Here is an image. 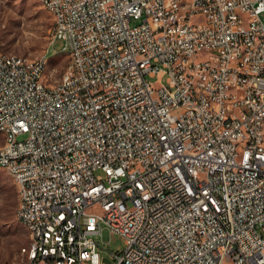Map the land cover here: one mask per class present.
<instances>
[{
  "label": "built area",
  "instance_id": "1",
  "mask_svg": "<svg viewBox=\"0 0 264 264\" xmlns=\"http://www.w3.org/2000/svg\"><path fill=\"white\" fill-rule=\"evenodd\" d=\"M39 1L70 68L0 44L27 264H264V0Z\"/></svg>",
  "mask_w": 264,
  "mask_h": 264
},
{
  "label": "rangeland",
  "instance_id": "2",
  "mask_svg": "<svg viewBox=\"0 0 264 264\" xmlns=\"http://www.w3.org/2000/svg\"><path fill=\"white\" fill-rule=\"evenodd\" d=\"M134 23L136 21H132ZM51 28V16L39 0H0V44L3 51L29 59L44 55V80L47 83L56 81L68 62L67 53L61 47L63 42L53 40ZM149 79L158 82L156 77ZM161 81L164 82L165 77ZM16 195L15 179L7 169L0 168V264H27L21 247L30 238L27 228L16 216ZM104 241L105 248L100 249L101 262L115 264L109 250L122 248L123 240L119 235L111 234L109 240Z\"/></svg>",
  "mask_w": 264,
  "mask_h": 264
},
{
  "label": "bare ground",
  "instance_id": "3",
  "mask_svg": "<svg viewBox=\"0 0 264 264\" xmlns=\"http://www.w3.org/2000/svg\"><path fill=\"white\" fill-rule=\"evenodd\" d=\"M62 50L64 52H66L67 53V56H68V62L66 64V66L64 67V69L65 68H70V66H71V59L69 57L68 48L62 47ZM5 54H6V57H17V56H21V55L7 54V53H5ZM23 58L24 59H29V58H27L25 56H23ZM34 59H36V58H34ZM64 69H63L62 73L64 72ZM15 212H16V216H18L17 204H16ZM18 219L25 225V227L27 228L28 233H29V238H30L29 242L25 246H22L21 247V252L25 255L26 262L28 263V259L30 257L29 244H34V242L36 241L35 226H33L32 221H29L27 218H18Z\"/></svg>",
  "mask_w": 264,
  "mask_h": 264
}]
</instances>
